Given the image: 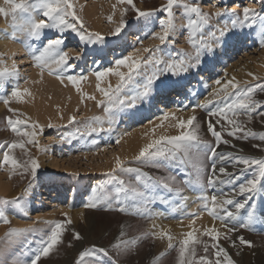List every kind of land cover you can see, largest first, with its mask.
Listing matches in <instances>:
<instances>
[{
	"label": "rangeland",
	"instance_id": "374dc122",
	"mask_svg": "<svg viewBox=\"0 0 264 264\" xmlns=\"http://www.w3.org/2000/svg\"><path fill=\"white\" fill-rule=\"evenodd\" d=\"M16 2L20 3L21 0H16ZM45 2L46 0H23L25 9L17 11L14 14L17 23H19L18 18L21 14H24L25 17L23 19L25 23L27 22L29 25L43 19L47 22V18L43 16L42 7ZM71 2L73 3L76 15L82 19L87 30L104 36L106 43L88 44L80 41L74 33H63L62 38L64 43L62 45V51L67 52L69 65H75V67L72 68L70 72L67 70L61 72L60 75L66 76L67 74H73L78 77L80 75H85L87 79L81 82L80 92H77L69 84L67 79L61 82L54 75H50L48 69L42 71L35 66V62L32 58L33 52L35 51V54L38 55L39 50L43 49L47 41L61 37V34L55 28L51 26L44 28L40 31L42 35L41 38L39 37L38 39L32 38L27 31L28 35H26L31 44L27 53L22 52L12 55L15 56V58L27 59V61L24 62L25 66L23 69L25 74L28 75L29 70L38 69L39 72L41 70L48 81L53 80L50 82L58 84L57 86L60 89L66 88L71 90L74 95L76 94V101L79 108L75 109V113H73L76 122L69 124V116H67V113L70 102L69 99L64 98L58 116L52 121L53 126L49 128L48 124L41 125L42 131L38 130L36 140L39 148L36 145L26 144V152L19 148L12 151L11 155L21 164L27 160L29 156L37 159L40 167L35 178L31 176L30 172L25 173L23 168L10 170L8 166H0V179L5 182L7 189L6 193L0 196V210L6 212L9 220L8 224L0 223V237H4L5 233L10 228L33 227L36 229L35 232L27 233L10 247L4 249L3 253L0 254V259H3L5 264H30V261L41 248L42 243L46 241L47 236L50 234L51 227L54 226L55 222H63L65 217H67L71 220V223L67 225L61 243L52 250L47 258H42L39 264H75L78 253L85 248L93 246L104 248L109 251V257H102V264H113V260L116 261V264H152V261L160 256L161 253H165V255L161 257L159 264H176L177 252L175 249H168L167 239H161L155 235H144L145 233L158 232V229L153 227L154 225L152 224V210L161 199V197L158 196V191L163 188L162 186L156 185L145 190L146 198L149 201L147 203V208L151 214L150 216H138L134 214L136 210L135 206L144 203V201L139 198H128L125 200V206L129 209V211L125 213L116 210L105 211L103 208L86 209L84 207L90 198L88 196L89 192L91 193V197L94 194L100 195L101 190H103L105 194H114L115 190L119 187L117 179L113 176L106 175L112 168L100 171L96 168V164H94L102 162L103 156L106 155L107 152L117 149V144L115 143L116 138L122 136V139H126L135 132L155 127L156 124L160 123V121L151 120L149 117L143 118L142 120L134 118L141 108V103H138L136 107L124 108L119 114V116L124 114L131 116L132 125L125 130L120 131L122 122H119L117 124L115 123L113 126V129L115 126L118 128L116 132L112 130L111 133L104 131L99 134L78 135L77 128L83 124L86 118L104 115L103 106H97V102L101 101L103 97L96 90V84L90 82L92 79L91 77H93V79L95 78L93 73L96 70H105L108 67H112L116 59L128 56V54L129 56L136 55L137 49L142 47L158 48L159 51L156 55L162 60L179 59L180 53L194 54L192 45L195 44L198 46L200 44L202 32L206 33L209 29L219 28L224 25H228L231 28V21L233 19L238 17L243 20V9L245 7L253 9L256 13L255 22L249 20L246 26L237 24L235 28L227 33V42L229 41L228 39H233L240 34L243 35L242 44L235 43L233 49L226 55H220V48H217L213 55L203 56L201 62L195 68L189 69L180 76H162L154 85V87H159L161 80L170 85V87L165 90L169 99L166 97L163 104L161 102L159 103L163 108L160 109L159 115L168 112L183 119L195 115L201 122L202 135L205 139L214 144V138L207 133L206 122L209 117L206 114V110L196 106L212 101V103L209 104V108L220 107L223 104L230 103L232 99L239 94V90H231L226 100L222 97L213 99L211 94L213 89L217 88L215 84L217 79L227 82L234 77L239 84V88H252L254 90V99L264 104V46H262L264 45V0L252 4L250 3L252 1L244 0L238 9H234L235 6L237 7V0H195L201 12L209 14L212 19L208 26L204 27L202 31H198L194 34L192 37V44L189 43L190 38L188 36L190 29H188L186 25L189 18L197 19V17L195 14L189 17L184 15L179 8H174L173 12L176 30L169 36L168 41H166L164 45H160L159 41L152 39L151 36L155 31L160 30L159 17L163 14L158 10L166 4L167 0H134L136 8L140 11L154 13L151 17H141L139 19H137L136 13L132 11L129 6L119 4L118 0H71ZM184 2H192V0H184ZM0 7L5 8L6 11L10 9V6L6 5L4 0H0ZM125 8H128L124 16L127 27L120 36H113L111 32L118 26L121 19L120 13ZM217 9L224 11L225 14L220 17H215L213 14ZM33 12L34 14L32 15ZM109 16L112 17L111 22L107 19ZM1 24H4L14 32L11 27V14L7 17L0 16V25ZM13 32L6 36V38L8 37L7 40L9 45L12 47L17 44H22L21 42L23 41V37L17 32L14 38H12ZM134 35H137V39L140 41H133L132 36ZM120 47L123 48L119 49ZM225 48L228 51L229 48H227V44L222 47V49ZM77 55L80 56L79 59L76 58ZM139 55L143 61V58L149 54L141 52ZM7 58L8 57L3 56L2 51H0V70L3 61L7 60ZM211 69L214 70L213 73ZM154 70V68L146 67L142 63L139 69L142 74L136 77V88L138 90H142V85L146 80V76L151 74ZM209 74L210 77L207 78L206 76ZM253 77H256V79ZM24 82V77H19L17 79V90H24V86L27 84ZM203 84L206 86H204L205 89L199 92L195 99L189 100L185 90L196 88ZM91 85L94 86L93 91L95 92L92 91L93 93L88 91V87ZM7 86V83H0V90ZM101 86L105 87L104 85ZM177 91L181 92L182 95H178L176 100H171L172 95L169 96V94L173 92L177 93ZM81 93H83L85 97L93 96L95 99L90 100L85 98L82 102ZM132 94V92L126 89L121 96L127 98V96ZM61 95L62 94L59 93L58 97H61ZM10 96L11 93L5 98ZM0 97L3 96L0 94ZM185 101L188 105H185ZM153 106L155 107V105ZM7 107L14 109L17 115L12 116V114L8 112ZM7 107L3 104L2 100H0V144L5 146L0 148V165H2L3 152L7 150V144L20 140V137L16 136L8 129L6 118L12 116L13 119L25 120L28 123L33 122L30 115L27 114L28 112L23 109L24 107L15 100L10 101ZM261 111H264V109H261ZM239 119L246 120L247 118L240 116ZM214 121L215 118H213V122ZM105 127L107 128V125H105ZM248 129L257 133L256 138H249L247 140L234 139L233 137L227 136L225 132L222 134L223 138L230 140L232 144L236 145V148L221 145L218 151L237 152V150H239L238 154L250 155L255 158H264V150L253 147V145L264 146V142L260 141L258 138L260 133H264V117L253 114L252 120L245 124V130ZM21 130L30 129L21 126ZM171 130L172 132L170 135L178 134L176 129L171 128ZM217 130H220L219 126H217ZM117 132L120 133L117 135ZM125 133L128 134L125 135ZM242 134L243 133H238V135ZM121 141L122 140H120V143ZM40 149L45 150L41 151ZM124 162H126V167L139 168L142 172H146L153 176H174L177 182L176 186L181 187L182 191L185 192H188L187 186L182 182L185 179L195 180L194 173L190 177L188 176L189 173H192L191 168L175 163L168 164L163 159H157L154 162L162 165L161 167H154L152 163L146 164L141 161H136L135 157L126 159ZM204 162L207 165L204 180L206 184L207 172L211 165L207 158H205ZM226 167L229 172L235 173L237 179H235L233 183L222 184V186L226 185V192L230 197L236 198V202L244 203V207L240 208L239 213L235 215V223L249 224V229H241L239 232L233 233V239H235L236 236H243L246 240L252 242V246L240 245L238 241L235 246H232L228 240L224 239H221L219 243L224 248H231L230 258L234 261V264H264V261H262L264 258V227H261L259 224L257 225V220L253 215L248 218V213L251 208H255V215L259 217L263 213L264 178L259 180L254 192L238 195L236 193L239 184L246 183L249 179L254 178L255 166L242 172L239 171V168L243 167V165H240L236 169H233L230 165ZM118 175L121 179H124L126 183H135L137 173L135 171H125L119 172ZM43 176H52L54 178L53 184L50 191L42 190V192L38 194V197H36V193H33L30 187L32 184H35V182H40ZM64 181H69L70 183L74 182L79 185L76 191V197H74L73 200H71L70 196L72 187L65 184ZM60 185L63 186L65 190L58 193L55 186ZM204 189L206 191L204 194L209 198L214 195V188ZM88 190L90 191L88 192ZM38 198L42 199L41 201L43 202H51L52 206L47 204L41 207L38 205ZM12 201H17V203ZM210 204L211 203H209V206ZM45 209H48L46 210L47 213L44 212L45 217H36V214H39L40 210ZM241 209H247V211L241 212ZM229 210H231V208ZM80 211H83L81 212L82 214L79 213ZM231 211H233V209ZM25 212L29 214L24 215ZM170 213V217L166 216L161 219V222L169 224V227L166 230H159L166 231L169 235L172 229L180 224L179 217L181 216L180 212L177 211H170ZM188 214L190 213H186V215ZM196 216L197 215L194 217ZM170 218H176L177 220H172ZM191 218H193V216ZM43 221H48L50 223L46 225L41 223ZM218 227L220 232L226 231L221 224L218 225ZM122 230L125 233L124 239L143 238L138 239L135 247L128 253L117 255L112 249V245L117 240ZM75 232L80 233L81 239H72ZM199 238L211 243L206 236L200 235ZM179 240L180 239L173 240V244L177 245ZM69 242H71V246H69ZM196 247L198 259L200 256L205 255V253L203 252L202 246L197 245ZM253 250H259L263 253V255H261L262 258L259 259ZM242 253L244 254L243 257ZM207 255L212 259L215 258L211 255V251H209ZM87 259L88 258H86V260Z\"/></svg>",
	"mask_w": 264,
	"mask_h": 264
},
{
	"label": "snow or ice",
	"instance_id": "6c2138e0",
	"mask_svg": "<svg viewBox=\"0 0 264 264\" xmlns=\"http://www.w3.org/2000/svg\"><path fill=\"white\" fill-rule=\"evenodd\" d=\"M6 5L10 6L8 11L5 8L0 7V16H12L13 37L16 32L29 31L32 38H37L40 31L47 27L55 28L60 34V38L52 39L47 42L43 49L39 50V54L36 55L33 52V60L35 66L40 68L42 71L48 69L50 75H54L58 80L63 82L67 79L69 84L77 91L80 92V85L83 80H86L85 75L79 77L73 74H67L66 76L60 75L61 72L71 71L75 65H69V57L67 52L62 51L63 33L71 32L74 33L80 41L88 44H104L106 39L104 36L90 32L85 27L82 19L76 15L73 3L71 0H46L43 3V16L47 18V22L43 19L32 24L17 23L14 14L17 11L25 9L23 0L17 3L16 0H4ZM121 5H127L132 11L136 13L137 19L141 17H151L154 15L153 12L140 11L136 8L134 0H118ZM174 8H179L184 15L191 16L195 14L197 19L189 18L186 27L190 29L188 32L189 43L192 44V37L198 31L210 24L212 19L207 13H203L200 7L197 6L195 0L192 2H184V0H167L166 4L161 7L158 11L163 15L159 17V31H155L151 38L158 40L160 45H164L170 35L176 30V24L174 21ZM128 8L121 11L120 22L118 26L112 30L111 35L120 36L127 27V23L124 20V16ZM225 12L217 9L213 14L215 17L224 15ZM70 18V19H69ZM256 13L253 9L245 7L243 9V20L238 17L231 21V28L228 25H224L219 28L209 29L206 33L201 34L200 44L197 46L193 44V53H180L179 59H160L156 53L159 51L158 48H140L137 49V54L132 56H124L115 60L114 67H108L105 70L94 71L96 80V90L102 95L103 99L97 102V106H103V116H93L86 118L83 124L77 128L78 135H92L99 134L100 132L107 131L111 133L114 124L117 121L119 114L124 108H133L137 104L146 100L153 93L154 85L157 80H160L162 76H180L187 72L189 69L195 68L201 62V59L205 55H213L217 48L226 46L227 44V33L231 31L237 24L246 26L247 22L251 20L255 22ZM108 21H112V17L109 16ZM250 26V25H248ZM264 46V45H262ZM148 53L143 61L140 58L139 53ZM80 58L79 55L76 57ZM146 67H152L155 70L151 74L146 76V80L142 85V90L136 88V77L141 75L139 69L141 65ZM126 69L127 71H121L120 69ZM13 76L19 78L18 72L13 70L11 72L7 70H0V83H3V79L6 76ZM109 76H115L118 78V83L115 87L109 85L108 87H102V83ZM256 79V77H253ZM218 86L213 89V99H227L230 95L231 90H239V94L232 99L230 103L223 104L220 107L209 108V104L212 101H208L203 105H197L196 107L206 110V114L209 119L206 122L207 133L214 138L215 143L204 138L201 133V122L198 118L193 115L187 119H183L164 112L163 114L156 117L159 124L151 129V137L149 142L140 148L138 155L135 160L143 163H152L154 167H161L162 165L154 163L157 159H163L168 164H179L187 168L192 169L191 176L195 174V180L185 179L182 183L188 185L195 183L201 189L204 188H215L218 184H229L233 183L237 179L234 172H229L226 166L230 165L233 169L238 168L240 165L243 167L239 168V171H246L249 168L254 169V178L249 179L246 183L239 184L238 191L236 194L244 195L246 193H252L257 188L258 182L261 178H264V158H255L250 155L238 154L237 152H219L218 149L221 145L231 146L236 148V145L232 144L230 140L223 138V133L226 132L227 136L233 137L234 139L247 140L249 138H256L257 133L251 129L245 130L246 122H250L253 118V114L264 117V104H261L258 100L254 99V90L252 88L242 89L239 88L238 82L233 77L227 82H223L220 79L215 81ZM170 85L161 80L159 90L161 92L168 89ZM132 92L133 94L123 98L121 96L125 90ZM31 95L27 89L23 91L13 89L10 97H0L3 104L7 107L10 101L15 100L17 103H22L21 100L24 96ZM82 102L83 100L90 99L94 100L95 97H85L81 93ZM9 113L12 116H16L17 113L11 107H7ZM12 116L6 118L8 129L16 136L20 137V140L14 141L7 144V150L3 152L2 165L8 166L10 170L23 168L24 172H30L33 178L36 177L38 169L40 167L37 159L28 157L22 164L14 158L11 153L15 149L25 150L26 144L36 145L39 148L36 136L38 130L42 131L41 125L36 122L28 123L25 120L13 119ZM244 116L246 120H240L239 117ZM213 118L215 121L213 122ZM167 121V125L164 123ZM69 124L75 123V117H68ZM107 125V128L105 127ZM21 126H24L30 130H21ZM53 125L48 124L51 128ZM219 126L220 130H217ZM169 128L177 130L178 134L169 135L166 134ZM158 129H164L159 135H156ZM238 133H243L238 135ZM128 133H125V135ZM260 141L264 142V133H260ZM122 136H118L115 140L116 144L120 143ZM5 147L0 144V148ZM253 147L261 148L264 150L262 145H253ZM44 151L45 149H40ZM205 158L210 162L211 167L207 172V183L205 180ZM133 172L137 173L135 177V183H126L124 179H121L118 175L119 172ZM106 175L113 176L118 180L119 187L115 190L114 194H105L101 190L100 195H93L89 198L88 202L84 205L86 209H97L103 208L107 210H116L121 213L129 211L128 207L125 206V200L128 198L141 199L144 201L143 204L135 206V213L138 216H150L148 211L147 203L149 202L145 195V190L160 185L170 192H175L179 195L182 188L176 186V178L174 176L157 177L150 175L146 172H142L139 168L126 167V162L122 161L119 157L115 158L114 167ZM123 194V195H122ZM203 202V210L208 213L214 220H219L225 232L218 231L215 227L205 229L201 235L209 238L211 243L205 240H201L195 233L197 229H193L184 234V238L178 241L177 245L173 244V237L166 231H158L155 233H145L144 235H155L161 239H167V247L169 250L175 249L177 252L176 264H234V261L230 258L227 250L220 245L221 239L228 240L232 246H235L238 241L240 245L248 247L252 246V242L246 240L243 236H236L233 239V233L239 232L241 229H249L247 224H237L234 222L235 213L240 208L244 207V203H238L234 199L225 198L220 199L217 195H212L210 198L207 195L201 197ZM17 203V201H12ZM9 203V202H4ZM211 203V206H209ZM246 203V201H245ZM232 205L236 209L233 212L227 208ZM28 215V213H24ZM196 214H193V217ZM194 222V220H193ZM0 223L8 224L9 220L5 211L0 210ZM41 223L49 224L48 221ZM71 223V220L65 217L63 222H55L54 226L51 227L50 234L47 236L46 241L42 243L41 248L37 251L34 258L30 261V264H39L42 258H47L53 249L61 243L62 237L65 233L67 225ZM155 227V226H154ZM191 227V225H190ZM36 229L33 227L28 228H10L4 235L0 237V254L3 250L10 247L13 243L24 237L27 233L35 232ZM125 233L122 230L117 240L113 243L112 249L117 255L128 253L137 244V240L140 238L124 239ZM72 239H81L80 233L75 232ZM197 245L202 246L205 255L200 256L197 259ZM71 246V242H69ZM211 251V255L215 258L212 259L207 255ZM165 253H161L160 256L156 257L152 264H159L161 257ZM102 257H109V251L100 247L85 248L78 253V258L75 260V264H102ZM86 258H88L86 260ZM0 264H5L3 259H0ZM116 264V261H113Z\"/></svg>",
	"mask_w": 264,
	"mask_h": 264
},
{
	"label": "bare ground",
	"instance_id": "6f19581e",
	"mask_svg": "<svg viewBox=\"0 0 264 264\" xmlns=\"http://www.w3.org/2000/svg\"><path fill=\"white\" fill-rule=\"evenodd\" d=\"M243 1L244 0H242V1L237 0V7L235 6L234 9L235 8L238 9V7H240V5L243 3ZM250 1H252V2H250L252 4L254 2L255 3L259 2L261 0H250ZM33 14H34V12L32 13V15ZM24 17H25L24 14H21V16L18 18L19 19L18 22L19 23H25V21L23 19ZM25 24H28V23L26 22ZM1 25H0V51H2L3 56L8 57L7 60L3 61L2 66H1V70H7V71L11 72L13 70V65H15V70L18 72L19 77H24V80H25L24 83H27V84H25L24 89H27L31 95L22 97L21 100L23 102L19 103V104H21V106L24 107L23 109H25L28 112L27 114L30 115L31 120L33 122L40 124V125H45V124H49V123L52 124L53 123L52 121L54 120V118H56L58 116V114L60 112L61 103L63 104L64 98L69 99V102H70V107H69L67 116H73V113H75L74 110L79 108V105L77 104V101H76V94L74 95L71 90H68L66 88L60 89L57 86L58 84L50 82L53 80L48 81V79H46L47 77L44 76V74L42 73L41 70H40V72L38 71V69L29 70V74L28 75L25 74L23 69L25 66L24 62H26L27 59L23 60L21 58H15V56H12L13 54H19L22 52L27 53L28 48L31 45L30 40L27 38L29 31L27 32V30H25V31L17 32L23 37V41L21 42L22 44H17L16 46L12 47L8 43V40H7L8 37L6 38V36L10 35L13 32V31H11L12 29L6 27L4 24H1ZM41 36L42 35L39 33V35L36 39H38L39 37L41 38ZM132 39H133V41L139 40V39H137V35L132 36ZM228 40H229L227 42V48H229L228 51L226 50V48L222 49V47H221L219 49L220 55L228 54L233 49L235 43L242 44L243 43V35L240 34L238 36H235L233 39H228ZM46 44L47 43H45L44 45H46ZM122 48L123 47H120L119 49H122ZM128 56H129V54H128ZM114 65H115V62H114ZM114 65L112 67H114ZM120 70L121 71H127L126 69H123V68ZM213 72H214V70H212V73ZM90 74H92V73H90ZM206 77L207 78L210 77V74L207 75ZM91 78L92 79L90 82L92 84H96L95 78L94 79H93V77H91ZM17 79L18 78L10 76V75L4 77L3 82H4V84L7 83L8 86L6 88L3 87L2 90H0V94L3 97H6L9 93H11L14 88L17 89V84H18ZM117 83H118L117 77L109 76L105 79V81L102 83V85H104L105 87H108L109 85H111L112 87H115L117 85ZM204 84L202 86H197L196 88H191V89L185 90L186 95L188 96L189 100L195 99L197 94L199 92H202L205 89L206 86ZM213 86L216 87L215 85H213ZM93 87H94L93 85L89 86L88 91L92 92L94 90ZM19 89H21V88H19ZM93 92H95V91H93ZM59 93L62 94L61 97H58ZM170 95H172L171 100L172 99L176 100L177 96L182 95V93L177 91V93L173 92V93L169 94V96ZM166 97L168 98L166 91L161 92L159 90V87H154L152 95H150L146 100L141 102V104H140L141 108L137 112V114L135 115L134 118H136V119L139 118L142 120L143 118L149 117L151 120L152 119L157 120L156 117L159 116V112L161 111L160 109H163L162 106L159 105V103L161 102L163 104ZM153 105H155V107ZM185 105H188V103L186 101H185ZM81 107H82V105H81ZM119 122H122L121 128L119 127L120 131H123L126 128H128L130 125H132L131 116L125 115V114L118 116L116 124ZM164 123L167 125L168 122L165 121ZM152 128L153 127L149 128V129H145V130L135 132V133L131 134L130 136H128L126 139L125 138L121 139L122 141H121V143L117 144L116 150H111L110 152H107V154L103 156V161L101 160L102 162L94 163V164H96V168L100 171L108 170L109 168L114 167L115 158H117V157H119L122 161L129 159V158H132V157H136V155H138L140 148L143 147L145 144H147L149 142V139L152 138L151 134H150ZM117 129L118 128H116V126H115V128L112 130H114V132H116ZM163 131H164V129H158L156 135H159ZM171 132H172V130H171V128H169L167 130L166 134L170 135ZM119 133L120 132H117L116 134L118 135ZM49 169H52V168H49ZM53 180H54V178L52 176H50V177L49 176H43V177H41L40 182H35V184H32L30 189L33 190V193H36L35 196L38 197V194H40L42 192V190L50 191L51 186L53 184L52 183ZM64 182H65V184H68V186L72 187V189H71L72 192H71L70 196H71V200H73V198L76 197L75 195H76V191L79 188V185H77L74 182H71V183L69 181H64ZM186 186H187L186 188H187L188 192L182 191L179 195H177L175 192H170L164 188H161V189L158 188L159 189L158 196H160L161 199L159 202H157L156 206L152 210L153 211L152 224L156 227V229H158V231L162 230V229L166 230L169 227V224L162 223L161 219L163 217H166V216L170 217V214H171L170 211H177V212H180V214H181V216L179 217L180 224L175 226L170 233V235L174 238L173 240L183 239L184 234L187 233L188 231L193 230V229L198 230L195 234L199 237H200L201 233L207 228L215 227L219 231L218 225H220V221L214 220L211 216L208 215V213L206 211L203 210V202H202L201 197L205 195L204 194V193H206L205 189H201L194 182L190 183ZM55 188L58 191V193L65 190L64 187L61 185L55 186ZM214 189H215V192L213 194L218 195V197L220 199L231 198V199H234L235 201L237 200L236 198L230 197L229 194L226 192V185L222 186V184H218ZM214 189H213V191H214ZM6 191H7V189L5 186V182L2 179H0V196L3 195L4 193H6ZM89 191L90 190H88V192ZM88 196L91 197L90 192L88 193ZM41 200L42 199H40V198L37 199L38 205H40L41 207L46 206L47 204L51 205V202L48 203V202H43ZM210 206H211V204H210ZM170 207H171V210H170ZM227 208L228 209L231 208V210L233 209V212H236V209L232 205L227 206ZM50 209H53V208H50ZM46 210H48V209L40 210L39 214H36V217H45L44 212H46ZM240 211L246 212L247 209L246 210L241 209ZM249 211L250 212L248 213V218L253 215L255 217V219L257 220V225L259 224L261 227H264V209L262 210L263 213L260 217L255 215V212H256L255 208H251V210H249ZM81 212H83V211H80L79 213H81ZM186 213H190V214L186 215ZM192 213L193 214L195 213L197 216L191 218L193 216ZM237 213H239V211L236 212L235 215ZM248 218H246V219H248ZM170 219L175 220L176 218H170ZM193 220H194V222H193ZM234 222H235V220H234ZM190 225H191V227H190ZM225 249L227 250V252L230 255L231 248L230 249L225 248ZM253 251L256 253V256L259 259L262 258L261 255H263V253H261L259 250H253ZM243 256H244V254L242 255V257ZM262 261H264V258Z\"/></svg>",
	"mask_w": 264,
	"mask_h": 264
}]
</instances>
